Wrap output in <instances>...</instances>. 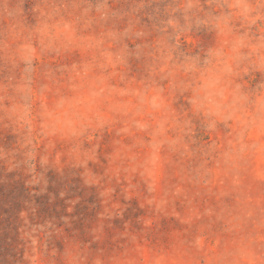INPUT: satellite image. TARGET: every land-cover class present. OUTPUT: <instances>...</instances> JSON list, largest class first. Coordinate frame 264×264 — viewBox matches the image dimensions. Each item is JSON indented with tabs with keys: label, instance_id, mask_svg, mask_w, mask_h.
Segmentation results:
<instances>
[{
	"label": "rangeland",
	"instance_id": "374dc122",
	"mask_svg": "<svg viewBox=\"0 0 264 264\" xmlns=\"http://www.w3.org/2000/svg\"><path fill=\"white\" fill-rule=\"evenodd\" d=\"M0 264H264V0H0Z\"/></svg>",
	"mask_w": 264,
	"mask_h": 264
}]
</instances>
